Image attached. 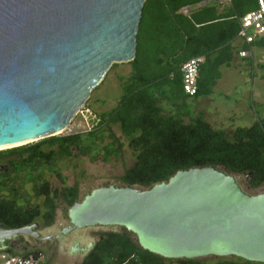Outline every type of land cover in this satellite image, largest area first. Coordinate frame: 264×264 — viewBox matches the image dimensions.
Wrapping results in <instances>:
<instances>
[{
    "label": "water",
    "instance_id": "obj_1",
    "mask_svg": "<svg viewBox=\"0 0 264 264\" xmlns=\"http://www.w3.org/2000/svg\"><path fill=\"white\" fill-rule=\"evenodd\" d=\"M145 1L0 0V150L71 125L112 65L136 57ZM239 175L249 177L207 165L180 169L147 188L99 186L68 208L63 232L125 228L163 258L264 263V190L248 192ZM37 226L0 223V251ZM77 245L71 254L84 258L95 242Z\"/></svg>",
    "mask_w": 264,
    "mask_h": 264
},
{
    "label": "trees",
    "instance_id": "obj_2",
    "mask_svg": "<svg viewBox=\"0 0 264 264\" xmlns=\"http://www.w3.org/2000/svg\"><path fill=\"white\" fill-rule=\"evenodd\" d=\"M201 1H145L137 54L126 62L131 66L129 75L120 78L123 94L117 107L100 113L92 128L0 150V161L8 159L10 167V176L0 185V190L9 192L0 196V222L12 228L36 221L51 225L57 198L71 206L80 198V188L77 184L64 185L59 192H53L43 178V171L50 169L59 174L58 167H53L57 164V157H70L75 152L90 156L92 160L99 156L104 160L120 156L123 144L113 126L120 129L134 152V162L122 176L124 185L147 188L169 179L180 169L207 165L228 167L236 174H248L253 189L264 185V119L231 132L214 128L204 115L185 122L180 116L166 113L151 91L152 86L169 84L171 90L189 97L183 89L181 68L196 56H203L205 61L213 60L211 69L217 73L213 77L212 90L219 77V66L229 64L232 58L240 18L257 5V0H232L228 6L213 1L197 7ZM188 5L194 7L189 14L182 10ZM117 65L115 63L111 68ZM202 70L203 64L198 76V91L193 97H198L202 90L211 91L204 85ZM106 132L111 138L109 142L105 141ZM54 146L58 148L54 149ZM14 156L16 158L10 159ZM16 164L22 168L20 171H16ZM23 169L35 173L38 182L34 184L33 191L36 197L44 196L42 205L19 201L24 187L20 183ZM101 234L103 239L79 264H168L169 261L179 264H264L240 257L167 259L143 249L125 228L122 232ZM6 251L23 257L39 256L38 250Z\"/></svg>",
    "mask_w": 264,
    "mask_h": 264
},
{
    "label": "rangeland",
    "instance_id": "obj_3",
    "mask_svg": "<svg viewBox=\"0 0 264 264\" xmlns=\"http://www.w3.org/2000/svg\"><path fill=\"white\" fill-rule=\"evenodd\" d=\"M236 46L229 64L219 66V77L211 90L213 77L217 73L211 69L214 67L213 60L203 63V79L206 88L210 92L202 90L198 97H185L175 89L171 90L169 84L152 86L151 91L156 95L163 105L166 113L180 116L185 122L192 121L198 115H204L214 128L227 132L237 127L251 126L259 119H264V46L252 47L253 56L241 57L239 51L248 48L242 40L234 42ZM119 65L110 68L105 79L91 93L84 107L76 115L71 125L61 134H69L78 131L89 130L96 124L97 118L102 112L112 111L118 105V101L123 94L121 83L122 76H128L131 66L128 63H118ZM183 115V116H182ZM113 131L120 138L123 144L120 156H113L109 160L98 157L92 160L90 156L81 155L77 152L70 157L58 156L57 164L59 174L56 171L45 169L43 178L48 181L51 191H60L64 185H78L80 197L83 198L88 191L99 187L117 183L124 185L122 176L125 169L134 162V152L129 147L127 139L122 135L117 126H113ZM106 142L111 141L108 132L105 134ZM37 142V141H36ZM34 143V142H33ZM46 149H50L45 146ZM57 149V146L53 147ZM16 158L10 157V159ZM3 164H9L8 159L3 160ZM8 166V165H7ZM16 171L22 168L14 166ZM23 184L22 198L20 202L33 205L44 202V196L36 197L33 191L34 184L38 182L35 173L28 169H23L20 173ZM61 174V176H60ZM239 181L244 186L248 179L245 175H239ZM5 180V176H0V185ZM8 195L9 192L2 193ZM61 198H57V204L64 205ZM61 219V216L59 217ZM108 230V228H104ZM86 236L96 237L95 233L87 232ZM134 237V235L132 234ZM42 264H79L83 257L71 256L66 252H58L56 249L43 248L39 250ZM215 259L216 257H207ZM206 259V258H205ZM168 264H179L169 261Z\"/></svg>",
    "mask_w": 264,
    "mask_h": 264
},
{
    "label": "flooded vegetation",
    "instance_id": "obj_4",
    "mask_svg": "<svg viewBox=\"0 0 264 264\" xmlns=\"http://www.w3.org/2000/svg\"><path fill=\"white\" fill-rule=\"evenodd\" d=\"M7 165L3 164V160L0 161V176L4 175L5 179L10 176L9 175L10 167H9V164ZM110 184H117V183L113 182ZM244 188L248 192L254 194V193L263 191L264 185H262L261 187L257 189L249 188L246 185H244ZM3 192L6 193V191L0 190V196H3L2 195ZM69 207L70 206H67L66 203H64V205L57 204L54 222L51 225H48V226L43 225L42 221L33 222V223L38 224L37 228L29 229L28 233L21 234L19 239H13V240L7 241V244L9 245V247L6 250L13 249L16 252H25V251H30V250L39 251V250H42L43 248L49 247V249H53V250L56 249L58 252H66L67 254L71 256L82 257V254L79 252L78 253L75 252L74 254H71V250H73L72 248L74 246H78L77 241L81 242V244L85 247L89 246L91 241H94L95 242L94 247H95L96 244L100 240L103 239V235L101 234V232H107V231L122 232L123 231V228L115 229L111 227H88V228L81 229L76 232H72L69 235H66L63 232V230L66 228H69L70 226V219L68 217ZM60 216H61V219L59 218ZM31 224H27L24 226H28ZM24 226H20V227H24ZM20 227H15V228H20ZM8 228H12V227H8ZM104 228H108V230H105ZM87 232H91V234L95 233L96 237L90 238L86 236ZM93 248L91 249V251L93 250ZM6 250L4 251L7 252ZM79 250L81 252L83 248Z\"/></svg>",
    "mask_w": 264,
    "mask_h": 264
},
{
    "label": "built area",
    "instance_id": "obj_5",
    "mask_svg": "<svg viewBox=\"0 0 264 264\" xmlns=\"http://www.w3.org/2000/svg\"><path fill=\"white\" fill-rule=\"evenodd\" d=\"M217 2L220 5L228 6L232 0H203L197 7L204 6L211 2ZM193 6H185L182 10L189 14L193 10ZM237 40H242L244 44L249 46L239 51L241 57L253 56L252 47L264 46V0H257L254 9L248 11L240 18ZM203 56L192 57L187 60L181 68L183 75V89L189 96L196 95L198 91V76L200 67L204 63ZM41 257H23L14 255L5 251H0V264H40Z\"/></svg>",
    "mask_w": 264,
    "mask_h": 264
},
{
    "label": "crops",
    "instance_id": "obj_6",
    "mask_svg": "<svg viewBox=\"0 0 264 264\" xmlns=\"http://www.w3.org/2000/svg\"><path fill=\"white\" fill-rule=\"evenodd\" d=\"M189 97H193V96H189Z\"/></svg>",
    "mask_w": 264,
    "mask_h": 264
}]
</instances>
